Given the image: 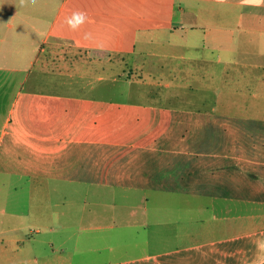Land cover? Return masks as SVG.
I'll return each instance as SVG.
<instances>
[{
  "label": "crops",
  "instance_id": "obj_1",
  "mask_svg": "<svg viewBox=\"0 0 264 264\" xmlns=\"http://www.w3.org/2000/svg\"><path fill=\"white\" fill-rule=\"evenodd\" d=\"M75 10L88 21L73 31L64 20ZM1 28L24 33V47L0 56V173L84 194L33 205L35 237L19 232L29 213L9 211L18 221L0 232V264H253L264 240V135L116 93L119 75L192 49L258 53L264 7L0 0Z\"/></svg>",
  "mask_w": 264,
  "mask_h": 264
},
{
  "label": "rangeland",
  "instance_id": "obj_2",
  "mask_svg": "<svg viewBox=\"0 0 264 264\" xmlns=\"http://www.w3.org/2000/svg\"><path fill=\"white\" fill-rule=\"evenodd\" d=\"M12 30L0 29L2 57L24 47V33ZM259 49L258 53L249 50L241 54L207 49L205 54L206 50L199 48L186 52L182 59L164 58L160 63H149L143 70H134L131 78L119 75L117 100L173 105L177 115L211 117L210 122H222L233 135H264V47ZM213 131L222 133V126L213 127ZM44 186L42 178L0 173V232L12 233L10 229L18 221L9 211H26L29 214L22 220L19 232L35 237L39 224L32 214L37 210L33 205L38 201L48 205L51 201H80L84 194L76 190L49 192ZM45 207L39 206L43 214ZM29 264H34L33 259Z\"/></svg>",
  "mask_w": 264,
  "mask_h": 264
},
{
  "label": "clouds",
  "instance_id": "obj_3",
  "mask_svg": "<svg viewBox=\"0 0 264 264\" xmlns=\"http://www.w3.org/2000/svg\"><path fill=\"white\" fill-rule=\"evenodd\" d=\"M20 5L23 6L26 3H31L35 5L37 0H19ZM219 4H225L226 0H217ZM242 7H255L261 8L264 7V0H240ZM88 21L87 14L82 10H75L71 15L67 16L64 20V23L73 30H78L81 25L85 24ZM85 40L92 39V34L89 32L84 33ZM256 247L258 249V254L256 259L253 261V264H264V240L257 241Z\"/></svg>",
  "mask_w": 264,
  "mask_h": 264
}]
</instances>
